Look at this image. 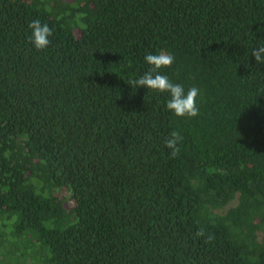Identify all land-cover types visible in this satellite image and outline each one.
I'll return each mask as SVG.
<instances>
[{"label": "trees", "instance_id": "obj_1", "mask_svg": "<svg viewBox=\"0 0 264 264\" xmlns=\"http://www.w3.org/2000/svg\"><path fill=\"white\" fill-rule=\"evenodd\" d=\"M261 40L264 0H0V264H264ZM161 50L198 116L127 83Z\"/></svg>", "mask_w": 264, "mask_h": 264}, {"label": "clouds", "instance_id": "obj_2", "mask_svg": "<svg viewBox=\"0 0 264 264\" xmlns=\"http://www.w3.org/2000/svg\"><path fill=\"white\" fill-rule=\"evenodd\" d=\"M28 27L31 30V35L28 37L29 41L37 50H43L50 44L49 37L53 34L52 29L48 24L41 23L40 19L29 21ZM251 56L254 58L257 65L264 64V40H261L252 50ZM149 70L136 79L129 80L127 83L132 88L145 87L148 90L168 93L169 99L166 103V109L176 117L194 118L199 115V108L197 107V97L200 90L192 86L187 91L179 84L174 83L161 70L171 68L175 57L164 50L155 54L149 53L144 57ZM182 140L179 131L170 132L168 138L165 139L164 145L170 150V157L175 158L179 155V143ZM197 237L204 236L203 230L196 232ZM212 236H208L206 242H211Z\"/></svg>", "mask_w": 264, "mask_h": 264}, {"label": "rangeland", "instance_id": "obj_3", "mask_svg": "<svg viewBox=\"0 0 264 264\" xmlns=\"http://www.w3.org/2000/svg\"><path fill=\"white\" fill-rule=\"evenodd\" d=\"M232 204V203H231Z\"/></svg>", "mask_w": 264, "mask_h": 264}]
</instances>
